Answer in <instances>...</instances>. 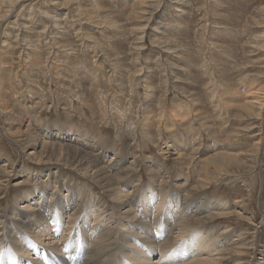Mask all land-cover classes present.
Here are the masks:
<instances>
[{"label": "rangeland", "instance_id": "374dc122", "mask_svg": "<svg viewBox=\"0 0 264 264\" xmlns=\"http://www.w3.org/2000/svg\"><path fill=\"white\" fill-rule=\"evenodd\" d=\"M26 120L39 134L46 124L87 133L105 149L107 164L135 162L126 172L131 184L122 186L128 192L149 190L179 207L184 194L188 204L233 206L238 213L229 219L195 223L193 230H246L255 247L245 264L264 258V0H0L3 227L19 221L12 213L25 206L24 193L44 189L51 198L66 187L76 206L71 227L99 209L101 193L115 208L114 184L102 190L88 179L92 170L81 169L90 157H56L49 149L50 164L39 163L42 144L25 132ZM239 143L259 149L255 167L219 150L213 162L205 160L209 146L229 151ZM153 164L168 183L149 173ZM49 169L56 179L45 175ZM45 212V223L52 222L54 213ZM56 245L70 260L66 245Z\"/></svg>", "mask_w": 264, "mask_h": 264}, {"label": "bare ground", "instance_id": "6f19581e", "mask_svg": "<svg viewBox=\"0 0 264 264\" xmlns=\"http://www.w3.org/2000/svg\"><path fill=\"white\" fill-rule=\"evenodd\" d=\"M149 10L150 8L147 11ZM23 126L27 135H34L35 140L42 144L38 155L39 163L46 160L45 165L50 164L52 153L56 157L67 154L75 160L90 157V161H80L81 169H91L88 179L102 190L105 184H114L115 208L110 209L101 193L98 196L99 209L88 213L80 225L71 227L70 220L76 219L71 212L76 206L71 203L69 194H64L65 186L61 187V193L54 191L51 198L45 189L32 194L24 193L22 201L25 206L21 207L22 210L14 209L16 212L12 213L19 221L12 219L10 227H3L0 221V264H245L247 249L251 247V252L255 247V243L248 240L246 230L237 231L233 235L228 234V228L222 227L193 230L195 223L202 224L235 215L237 210L233 206L227 207L226 202L206 200L207 203H204L200 199L201 203L188 204L191 203V198H188L189 194H184L185 202L179 207L165 199H158L149 190L136 195L128 192L126 186L122 188L123 185L131 184L126 172L135 168V162L130 163L128 159L120 158L107 164L105 149L102 150V147L93 143L94 138L85 132H71L69 128L61 129L46 124L42 134H39L38 126L29 120ZM31 148L30 156L34 157L37 155V144H31ZM66 150H72V154ZM217 150L231 161L251 167H255L259 153L257 147L243 143L233 145L229 151L223 146L212 145L203 154L205 160L213 162L211 156ZM173 153L172 156L180 155L178 152ZM100 159L104 163H100ZM262 167L264 168V164ZM148 170L151 175L159 177L160 185L168 183L162 180L156 164ZM57 173H53V169L45 171L47 177L53 174L54 179ZM61 175L65 177V174ZM30 177L32 181L37 180L35 176ZM122 180L126 182L120 183L119 188L117 183ZM134 181L139 182L136 178ZM35 196L38 197L34 198ZM45 209L54 213L52 222L48 219L45 223ZM192 215L194 216L190 218ZM239 217L249 220L245 216ZM252 218L250 220L253 222ZM63 220L68 221L64 223ZM170 226L172 230L169 229ZM235 236L237 239L232 240ZM58 240L66 245L63 251H71L70 260L66 255L60 254L62 251L56 245ZM114 247L116 249L113 252ZM80 251H84L81 258L78 255ZM157 252L159 260L154 262L153 257ZM106 256L108 257L105 258ZM260 262L257 264H264V258Z\"/></svg>", "mask_w": 264, "mask_h": 264}]
</instances>
